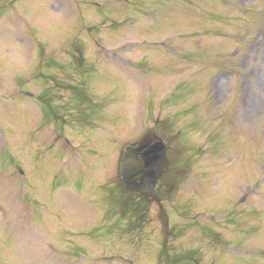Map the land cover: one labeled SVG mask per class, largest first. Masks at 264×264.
Returning a JSON list of instances; mask_svg holds the SVG:
<instances>
[{
	"label": "rangeland",
	"instance_id": "374dc122",
	"mask_svg": "<svg viewBox=\"0 0 264 264\" xmlns=\"http://www.w3.org/2000/svg\"><path fill=\"white\" fill-rule=\"evenodd\" d=\"M166 125L141 209L116 161ZM0 264H264V0H0Z\"/></svg>",
	"mask_w": 264,
	"mask_h": 264
},
{
	"label": "flooded vegetation",
	"instance_id": "af4514ba",
	"mask_svg": "<svg viewBox=\"0 0 264 264\" xmlns=\"http://www.w3.org/2000/svg\"><path fill=\"white\" fill-rule=\"evenodd\" d=\"M74 94H76L78 97H80L82 99L79 91L74 92L72 94L73 97H74ZM85 99H88L87 103H91L90 98L88 97L87 94H85ZM79 102H80V99H79ZM44 105H46L47 113L51 117H55V118L60 119L59 121H61V123H63L64 125L67 123V120H66L67 118L63 115V113L58 111L55 106L50 108L48 106V104L44 103ZM71 105H72V109L68 110L65 108V110H64L65 114L67 111H69L70 113H74V115L77 114V117L74 120V122H77L78 116L80 119V115H81L80 113L82 111L81 104H78L74 98V102ZM53 120H55V119H53ZM79 121H78V123H79ZM49 123H50V121H49ZM156 124L157 125L155 127H159V123H156ZM64 125L60 126V128L63 129ZM168 127H170V126L166 125V126H164V129L160 128L158 131L155 129H150V130L146 131L145 133H143L142 135H140L139 137H137L136 140L128 142V146H131L133 148H139L140 146H142L145 143H149V145L152 146L156 143L157 140H162L164 143V155L159 160L155 159V160L151 161L150 162L151 164L149 167H144V169H142V172L133 176V178L129 181L130 184L132 183V184L139 186L143 196L153 194V192L151 191L152 188L154 189V191H158V193L163 194L166 191H168L167 190L168 187H170V189H171L177 184L176 178L179 177L180 171L178 170V167L176 168L172 164V163H175V160L173 159L171 154L168 152V149L170 147L169 143L171 141H173L175 136L174 135L169 136L170 131L168 130ZM122 150H123V148L120 149V153L122 152ZM138 159H141V158L138 157ZM168 164H170L169 167H168ZM119 174H120V172H119V160L117 159L115 175H116V178H118L117 180H118L119 184L120 183L125 184V182L122 180V178L120 177ZM156 195L157 194L154 193V195H153L154 199H156L157 201L160 202L162 199V197H161L162 195L161 196H159V195L156 196Z\"/></svg>",
	"mask_w": 264,
	"mask_h": 264
},
{
	"label": "water",
	"instance_id": "95a60500",
	"mask_svg": "<svg viewBox=\"0 0 264 264\" xmlns=\"http://www.w3.org/2000/svg\"><path fill=\"white\" fill-rule=\"evenodd\" d=\"M163 146L161 143H156L155 146L151 147L145 145L140 148V150L133 152L130 149H127L122 158L121 171L125 179L130 180L136 174L142 172L143 166L149 167L151 160L160 157L162 154ZM139 154L142 156L144 162H140L133 157ZM161 154V155H160ZM156 156V157H155Z\"/></svg>",
	"mask_w": 264,
	"mask_h": 264
},
{
	"label": "trees",
	"instance_id": "16d2710c",
	"mask_svg": "<svg viewBox=\"0 0 264 264\" xmlns=\"http://www.w3.org/2000/svg\"><path fill=\"white\" fill-rule=\"evenodd\" d=\"M151 191H153V195H154V193H156L157 195H162V193L160 194V193H158V191H154V189L152 190L151 189ZM123 192L124 193H128V195L129 196H135V195H138V193H141V190H140V188H139V186L137 185L136 187H134V188H132V187H127V186H124L123 187ZM127 198H130V197H127ZM165 249H166V246L163 244V250H162V254H165ZM179 258L180 257H182V256H178ZM178 257H176V258H172V259H169L168 260V258H167V260L169 261V262H171L172 260L173 261H178L179 260V258ZM185 258V260H189L191 257H189V256H187L186 255V257H184ZM192 259V258H191ZM182 261V260H181Z\"/></svg>",
	"mask_w": 264,
	"mask_h": 264
}]
</instances>
